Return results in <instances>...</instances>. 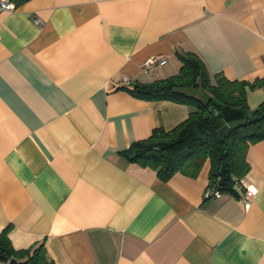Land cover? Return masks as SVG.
<instances>
[{
    "label": "crops",
    "instance_id": "1",
    "mask_svg": "<svg viewBox=\"0 0 264 264\" xmlns=\"http://www.w3.org/2000/svg\"><path fill=\"white\" fill-rule=\"evenodd\" d=\"M38 19V21H35ZM264 75V0H27L0 11V230L56 264H264V139L235 193L164 181L120 151L190 107L121 88L176 73ZM165 59L147 71L150 56ZM205 99L198 88H181ZM264 88L247 91L250 109ZM254 193L245 199V187Z\"/></svg>",
    "mask_w": 264,
    "mask_h": 264
},
{
    "label": "trees",
    "instance_id": "2",
    "mask_svg": "<svg viewBox=\"0 0 264 264\" xmlns=\"http://www.w3.org/2000/svg\"><path fill=\"white\" fill-rule=\"evenodd\" d=\"M19 6L27 0H10ZM176 73L149 82L134 80L121 88L146 100H170L190 107L188 116L173 128L155 127L151 133L133 141L121 156L142 167H149L161 180L176 173L196 177L208 164L205 189L235 193L234 186L249 170L248 147L264 139V100L250 109L247 91L264 88V75L253 80L229 79L210 74L194 52L178 55ZM205 99L185 94L181 88H198ZM10 225L0 230V262L10 264H56L47 254L44 241L16 249L9 238Z\"/></svg>",
    "mask_w": 264,
    "mask_h": 264
},
{
    "label": "built area",
    "instance_id": "3",
    "mask_svg": "<svg viewBox=\"0 0 264 264\" xmlns=\"http://www.w3.org/2000/svg\"><path fill=\"white\" fill-rule=\"evenodd\" d=\"M14 9V4L10 0H0V11L1 10H12ZM35 21H38V19H35ZM165 62L164 58H161V56H150L147 57L141 64L140 69L142 71H147L150 67L154 66L155 64H162ZM254 191L249 187H245V199L249 198ZM221 195V192L216 189H205L204 190V198H216ZM0 264H10L8 260L1 261Z\"/></svg>",
    "mask_w": 264,
    "mask_h": 264
}]
</instances>
